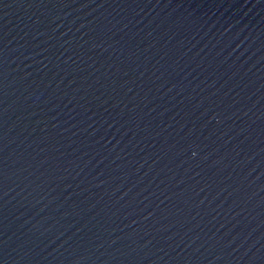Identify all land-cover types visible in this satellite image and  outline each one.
<instances>
[{
  "label": "water",
  "instance_id": "water-1",
  "mask_svg": "<svg viewBox=\"0 0 264 264\" xmlns=\"http://www.w3.org/2000/svg\"><path fill=\"white\" fill-rule=\"evenodd\" d=\"M0 264H264V0H0Z\"/></svg>",
  "mask_w": 264,
  "mask_h": 264
}]
</instances>
